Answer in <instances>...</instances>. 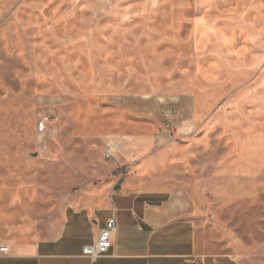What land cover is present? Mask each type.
I'll return each mask as SVG.
<instances>
[{
  "label": "rangeland",
  "instance_id": "obj_1",
  "mask_svg": "<svg viewBox=\"0 0 264 264\" xmlns=\"http://www.w3.org/2000/svg\"><path fill=\"white\" fill-rule=\"evenodd\" d=\"M152 157L202 254L264 264V0H0V249Z\"/></svg>",
  "mask_w": 264,
  "mask_h": 264
},
{
  "label": "crops",
  "instance_id": "obj_2",
  "mask_svg": "<svg viewBox=\"0 0 264 264\" xmlns=\"http://www.w3.org/2000/svg\"><path fill=\"white\" fill-rule=\"evenodd\" d=\"M159 161L131 164L155 185L136 186V173L110 179L97 190L95 203L65 208L54 238L27 245L5 242L9 252L0 251V264H234L227 256L202 254L188 198L159 171L165 164ZM162 178L169 182L157 184ZM110 219L116 220L111 250L96 260L85 257L83 249L96 242Z\"/></svg>",
  "mask_w": 264,
  "mask_h": 264
},
{
  "label": "built area",
  "instance_id": "obj_3",
  "mask_svg": "<svg viewBox=\"0 0 264 264\" xmlns=\"http://www.w3.org/2000/svg\"><path fill=\"white\" fill-rule=\"evenodd\" d=\"M38 130L44 132L46 130L45 121H42L38 125ZM117 148L114 145L108 146L106 150V159L110 160L115 157ZM116 229V220L110 219L106 226L101 230L96 242L92 245L86 246L83 249V255L91 260H96L105 256L111 250L113 246V234ZM2 253L7 254L9 249L2 247L0 249Z\"/></svg>",
  "mask_w": 264,
  "mask_h": 264
}]
</instances>
